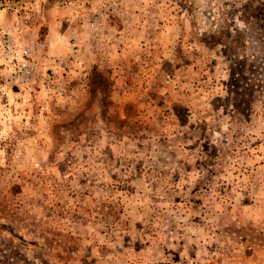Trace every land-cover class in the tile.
<instances>
[{
  "label": "rangeland",
  "instance_id": "rangeland-1",
  "mask_svg": "<svg viewBox=\"0 0 264 264\" xmlns=\"http://www.w3.org/2000/svg\"><path fill=\"white\" fill-rule=\"evenodd\" d=\"M108 1L0 0V264H264V0Z\"/></svg>",
  "mask_w": 264,
  "mask_h": 264
},
{
  "label": "built area",
  "instance_id": "built-area-1",
  "mask_svg": "<svg viewBox=\"0 0 264 264\" xmlns=\"http://www.w3.org/2000/svg\"><path fill=\"white\" fill-rule=\"evenodd\" d=\"M114 5H115V3H114V1L113 0H111V1H108V8H114ZM96 21H98V20H96V18L94 17V18H91V19H89L88 20V26L91 28V29H95L96 28V26H97V24H96ZM15 52V51H14ZM20 56L18 57V58H20V63H19V65L17 66V71H18V73H19V75H20V78H24V79H27L28 77H30L31 76V74H32V65H31V63H29V62H26L25 60H24V56H29V48L28 47H23V48H21L20 49ZM11 58H13V59H15V60H17L18 58H17V53L15 52V54L14 55H12L11 56ZM18 62V61H17Z\"/></svg>",
  "mask_w": 264,
  "mask_h": 264
},
{
  "label": "trees",
  "instance_id": "trees-1",
  "mask_svg": "<svg viewBox=\"0 0 264 264\" xmlns=\"http://www.w3.org/2000/svg\"><path fill=\"white\" fill-rule=\"evenodd\" d=\"M111 82L101 73L92 68L89 77V90L94 92L96 89L107 90Z\"/></svg>",
  "mask_w": 264,
  "mask_h": 264
}]
</instances>
